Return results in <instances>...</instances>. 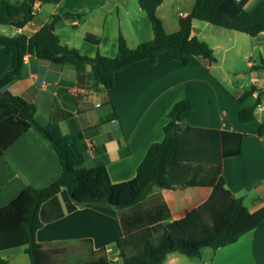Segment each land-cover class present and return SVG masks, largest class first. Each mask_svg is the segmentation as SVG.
<instances>
[{
    "label": "crops",
    "instance_id": "obj_1",
    "mask_svg": "<svg viewBox=\"0 0 264 264\" xmlns=\"http://www.w3.org/2000/svg\"><path fill=\"white\" fill-rule=\"evenodd\" d=\"M195 1H162L157 14L168 32L179 28L181 17L192 11ZM238 1L246 9L257 2ZM66 11L81 14L60 19L55 24L56 32L62 43L89 56L98 51L115 55L121 34L131 47L153 37L151 21L139 0H38L34 3L33 19L20 31L11 25V34L32 35L54 14ZM210 23L194 19L192 33L213 47L215 61L198 57L186 65L164 50L156 62L141 59L116 71L115 83L107 89L103 85L80 87L73 66L28 54L24 76L0 88V95L8 91L33 100L37 120L42 124L57 120L62 132L70 135L72 148L86 156L88 165L106 163L114 182L136 175L149 146L163 138L169 110L179 99L189 97L194 103L190 124L246 134L241 152L215 164L214 175H222L234 194L244 196L251 211L258 210L264 206V135L258 133L262 113H255L256 118L249 121L240 120L238 98L255 85L258 89L247 101L252 102L264 89V69H251L264 58V31L248 37L239 30ZM87 33L97 35L99 44L87 40ZM254 49L259 50V60L251 59ZM239 56L249 58L248 84L243 72L236 73L239 79L230 80V71H236L234 62ZM12 67L13 55L0 47V76ZM107 97L113 106L104 104ZM113 110L117 119L104 121ZM91 143L95 148L104 146L105 150L91 154ZM61 171L51 141L35 126L29 127L0 156V207L27 186L50 185ZM212 189L209 185L153 186L144 199L118 208L79 205L63 187L41 205L43 225L36 237L55 253L54 264H92L87 252L103 247L110 258L118 260L113 248L120 240L184 216L207 199ZM203 249L201 257L186 255L189 259L183 253L170 252L162 264H264V220L236 241L216 249L211 247L207 255ZM1 255L8 264H31L25 246L4 249Z\"/></svg>",
    "mask_w": 264,
    "mask_h": 264
},
{
    "label": "trees",
    "instance_id": "obj_2",
    "mask_svg": "<svg viewBox=\"0 0 264 264\" xmlns=\"http://www.w3.org/2000/svg\"><path fill=\"white\" fill-rule=\"evenodd\" d=\"M38 0H0V24L25 27L34 17V3ZM47 2L50 0H40ZM163 0H139L151 21L153 37L131 47L121 34L115 55L98 51L89 56L79 48L62 43L55 24L63 17L80 15L66 11L54 14L32 35L24 32L0 33V47L13 55V67L0 76V88L24 76L25 57L28 54L57 64H69L77 72L78 84L83 88L103 85L111 88L115 72L127 65L148 59L156 62L161 51H169L188 65L202 57L215 61L213 47L194 35V19L209 21L229 29L257 35L264 31V0L249 9L238 0H196L193 9L180 19L177 30L168 32L157 8ZM85 38L99 44L97 35L87 33ZM264 69V58L251 66ZM258 88L251 85L238 98V116L242 121L256 118L255 110L262 92L252 102L249 97ZM104 104L113 106L107 97ZM194 108L189 97L176 101L168 112L163 127L164 136L153 142L137 167L136 175L119 182L112 181L106 163L88 165L86 156L71 146L70 135L60 129L57 120L47 124L36 118L37 106L23 95L4 92L0 95V156L29 127L35 126L47 137L56 150L62 171L45 187H25L7 205L0 207V264H8L1 251L25 246L31 264H54L55 253L38 241L36 232L43 225L40 207L66 187L79 205H109L118 208L133 205L144 199L153 186L175 188L185 185L212 186L210 196L189 210L184 216L169 223L155 224L118 242L113 248L119 259L113 261L105 247L91 249L86 257L92 264H162L168 253L177 251L190 257H201L206 246L214 249L236 241L242 234L264 220V206L251 211L244 196L234 194L222 175H214V165L224 157L238 155L245 133L235 130L190 124L188 118ZM117 119L116 112L104 121ZM258 133L264 135V112ZM103 152L105 147H96Z\"/></svg>",
    "mask_w": 264,
    "mask_h": 264
},
{
    "label": "rangeland",
    "instance_id": "obj_3",
    "mask_svg": "<svg viewBox=\"0 0 264 264\" xmlns=\"http://www.w3.org/2000/svg\"><path fill=\"white\" fill-rule=\"evenodd\" d=\"M210 24H211L210 26H216V25H214L212 23H210ZM70 27L71 28H74L72 26H70ZM11 29H12V27H11L10 24H0V31H3L4 33L11 34V32H12ZM241 32H243V31H241ZM245 35L248 36V37H251V35L248 34V33H245ZM218 53L220 54L221 52H218ZM252 53L253 54H252V58L251 59L259 60V50L258 49H254ZM248 59L249 58H243L242 56H239L238 59L236 58L234 64H235V66L237 68L234 69V70H236L235 72H232L233 70L230 71V80L232 79V80L235 81V80L239 79L240 77L237 76L236 73L243 72L244 75H245L244 78H243V80H244L245 83L248 84L249 77H250V73H251L249 71V66H248V63H247L248 62ZM229 61H230V59L227 60L228 63H229ZM226 81H228V79ZM102 107L105 108V105H103ZM209 250H211V247L204 248L203 249L204 255H207L208 252H209ZM185 257L188 258L186 255H185Z\"/></svg>",
    "mask_w": 264,
    "mask_h": 264
},
{
    "label": "built area",
    "instance_id": "obj_4",
    "mask_svg": "<svg viewBox=\"0 0 264 264\" xmlns=\"http://www.w3.org/2000/svg\"><path fill=\"white\" fill-rule=\"evenodd\" d=\"M22 30L21 27H17V31H20ZM264 112V95L261 96V99H260V102L258 103L257 107H256V110H255V113H263ZM89 152L91 154H93L95 152V146L94 144H90V149H89ZM110 251V250H109ZM113 261H117L116 258H111Z\"/></svg>",
    "mask_w": 264,
    "mask_h": 264
}]
</instances>
